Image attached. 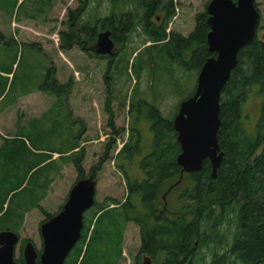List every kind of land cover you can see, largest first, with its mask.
Here are the masks:
<instances>
[{"label": "trees", "instance_id": "trees-1", "mask_svg": "<svg viewBox=\"0 0 264 264\" xmlns=\"http://www.w3.org/2000/svg\"><path fill=\"white\" fill-rule=\"evenodd\" d=\"M18 1L0 0V10L9 8L12 12L17 7L19 10L28 0H22L19 6ZM29 1L31 8L36 9V13L40 11L39 14H42L44 5L51 6V0ZM81 1L82 4L76 9H68L64 22L67 28L59 33L61 47L66 50L81 45L87 52L94 53L92 47L100 32L110 30L117 45L125 43L133 30L139 27L153 42L149 46L153 49L151 61L158 70L159 64L170 60L181 69L199 72L204 62L214 55L209 51L207 42L210 25L206 10L195 14L194 28L183 35L175 31L167 32L168 22L176 14L175 0H126L133 8L113 11L96 19L94 24L83 18L87 0ZM31 8L26 9L24 14L37 17L38 14L31 13ZM157 17L163 19L158 21ZM87 42L90 45H86ZM145 64L148 62H143L140 69ZM53 72L50 66L39 89L63 98L62 94L68 91L70 84L59 83ZM256 85L263 94V103L257 135L254 137L244 128L242 106ZM3 87L2 92L7 88V81ZM142 103L148 107L145 112L153 131V148L140 164L144 179L127 176V197L124 201L114 200L112 204L117 206L108 209L97 207L89 223L88 212L85 213L82 239L73 250L76 252L73 264H113L108 258L111 251L116 252L111 230L126 229L129 222L140 226V253L149 255L154 264H218L222 259L226 260V264H264V38L256 35L250 44L240 50L238 65L222 89L218 141L224 156L215 177L212 176V164L208 159L199 172L183 175L182 166L177 160L182 149L174 129V117L164 116L159 106L143 99L131 101L130 107L140 111ZM110 125L113 134L107 149L89 173L96 179L97 173L110 158L111 148L120 133L114 122ZM25 130L22 128L18 134L3 138L0 146V230L9 229L18 233L27 212L35 208L45 212L41 200L53 181L51 172L60 168L52 158L54 153H58L65 162L73 161L78 179L88 175L83 166L85 151L79 150L76 143L81 133L74 136L73 142L66 148H56L50 150L51 153H36V150L42 149L32 146L33 141ZM131 131L130 140L122 153L129 152L131 147L139 148V131L135 127ZM186 180L190 181V185L185 186L187 204L178 206L174 212H167L163 207L168 198L165 200L163 196L174 197L176 187ZM19 192L25 193L18 201L11 203ZM53 215L47 213L46 220ZM95 217L93 232L83 252V241L89 236L88 231ZM225 225L235 226L228 243H223L226 238V234H223ZM27 240L21 241L20 255L16 256L19 264H25L22 250ZM212 244H215L216 250H211L213 254L209 261L204 253L200 255L199 252L203 247L210 249ZM216 245L224 248L229 245L228 254L224 251L218 253Z\"/></svg>", "mask_w": 264, "mask_h": 264}, {"label": "rangeland", "instance_id": "rangeland-1", "mask_svg": "<svg viewBox=\"0 0 264 264\" xmlns=\"http://www.w3.org/2000/svg\"><path fill=\"white\" fill-rule=\"evenodd\" d=\"M209 1L175 0L176 14L168 22L167 32L187 35L194 28L195 14L205 11ZM21 2L22 0L18 1V6ZM38 2L37 6L40 5V1ZM50 3L51 6H43L42 14L31 8L29 0L19 10L17 7L12 12L9 8L0 11V146L3 138L16 135L22 128H26L25 133L32 139V146L42 149L35 152L51 153L50 150L66 148L73 142L72 138L81 133L76 143L79 150L85 151L83 166L85 174L89 175L92 166L100 161L107 149L109 138L113 134L110 124L114 122L120 133L111 148L110 158L97 173L96 205L86 214L89 223L97 207L112 208L117 206L112 204L114 200L121 202L126 199L127 176L131 179H144L140 162L153 148V131L145 112L147 105L142 103L141 110L138 111L136 107L131 109L130 102L143 99L154 103L160 107L164 116L173 118L179 103L194 91L198 71H186L170 60L159 64L158 70L151 61L153 49L149 46L153 42L139 27L133 30L125 43L116 45V53L110 57H98L87 52L81 45L66 50L61 47L59 33L67 28L64 22L68 17V9H76L82 1L51 0ZM256 5L261 14L257 35L264 38V0H256ZM29 7L31 13L33 11L38 14L37 17L24 14ZM129 8L133 6L126 0H87L83 18L94 24L96 19L113 11ZM85 44L90 45V42ZM143 62L148 64L140 69ZM50 66L59 83L70 84L68 91L62 94L64 102L61 103L64 105L55 103L56 95L39 89ZM5 81L7 88L2 92ZM258 89L257 85L253 87L242 106L244 128L254 137L257 135L263 103V94ZM132 127H137L139 131V148L131 147L129 152L122 153L130 140ZM135 141L134 138L133 142ZM52 158H55L60 168L51 172L53 181L41 200L45 212L35 208L26 213L23 226L19 229L17 257L20 255L23 239H30L38 248L43 246L40 224L47 219V213L55 214L62 210L70 189L78 180L73 161L65 162L57 153ZM18 171L22 173V170ZM187 184L190 185L189 180L176 187L174 197L167 196V212L178 210L180 205L176 196L183 192L182 187ZM24 193L15 194L11 203L18 201ZM96 220L95 217L88 231L89 236L83 241V252ZM234 227L225 225L223 234H226V238L223 243L231 241ZM111 236L116 250L111 251L108 256L111 263L143 264L146 255L140 253L141 230L138 224L129 222L126 229H112ZM214 245L210 249L203 247L199 254L204 253L207 260L211 261ZM221 245H216L218 253L224 251L227 255L229 245L226 248ZM73 250L65 264H73L76 257ZM96 257L99 258L100 255ZM222 262L227 263L223 259Z\"/></svg>", "mask_w": 264, "mask_h": 264}, {"label": "water", "instance_id": "water-1", "mask_svg": "<svg viewBox=\"0 0 264 264\" xmlns=\"http://www.w3.org/2000/svg\"><path fill=\"white\" fill-rule=\"evenodd\" d=\"M206 11L210 25L208 47L215 55L204 62L196 89L181 101L173 124L182 149L177 158L182 172L197 173L209 159L215 177L224 156L218 141L221 92L238 65L240 50L255 39L261 14L256 0H210ZM114 45L111 31L106 30L98 34L92 50L99 55H112ZM96 190L97 179L93 175L74 183L62 210L41 224L40 254L33 241L25 244V264H65L82 237L84 214L94 206ZM19 242L18 232L0 230V264H19L16 260ZM143 264H152L151 257L146 255Z\"/></svg>", "mask_w": 264, "mask_h": 264}, {"label": "flooded vegetation", "instance_id": "flooded-vegetation-1", "mask_svg": "<svg viewBox=\"0 0 264 264\" xmlns=\"http://www.w3.org/2000/svg\"><path fill=\"white\" fill-rule=\"evenodd\" d=\"M160 18V19H159ZM163 18L162 17H158L157 18V20L158 21H160V20H162ZM116 46H115V50H114V54H112V55H101V56H113V55H115V53H116ZM136 126V125H135ZM135 128H137V127H135ZM209 160V159H208ZM141 161H142V159H141ZM140 164H141V162H140ZM186 173V172H185ZM185 173H183V175L185 174ZM188 174H191V173H188ZM87 176V175H86ZM182 188H184V190H183V192L180 194H178V196H176L177 197V201H178V203H179V205L180 206H184L185 204H187V201H186V203L184 204V198L187 196V195H185L186 194V192H185V186L184 187H182ZM176 191H177V189H176ZM167 203H168V200H167ZM164 209H166V203H165V205H164V207H163ZM161 212H163V211H161ZM28 241V240H27ZM27 243V242H26ZM196 244V248H197V250H199V248L197 247V245H198V242H196L195 243ZM36 245V244H35ZM37 247V246H36ZM38 248V247H37ZM38 250H39V252H40V250L41 249H39L38 248ZM142 255H147L146 253H141ZM152 261H153V259H152ZM154 262V261H153ZM154 264V263H153Z\"/></svg>", "mask_w": 264, "mask_h": 264}, {"label": "crops", "instance_id": "crops-1", "mask_svg": "<svg viewBox=\"0 0 264 264\" xmlns=\"http://www.w3.org/2000/svg\"><path fill=\"white\" fill-rule=\"evenodd\" d=\"M1 12H3L2 10H0ZM5 13V12H4ZM2 36V35H1ZM1 36H0V40L2 39L1 38ZM65 101H66V99H65ZM61 102H64V98H56L55 99V103H59V104H63V103H61ZM64 105V104H63ZM66 110V109H65ZM64 113H65V111H64ZM69 114H70V112H69ZM73 139V138H72Z\"/></svg>", "mask_w": 264, "mask_h": 264}]
</instances>
